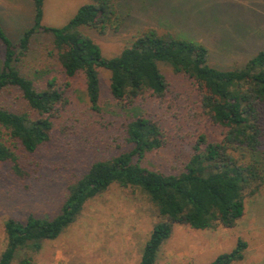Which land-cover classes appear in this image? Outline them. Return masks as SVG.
<instances>
[{
  "label": "rangeland",
  "instance_id": "rangeland-1",
  "mask_svg": "<svg viewBox=\"0 0 264 264\" xmlns=\"http://www.w3.org/2000/svg\"><path fill=\"white\" fill-rule=\"evenodd\" d=\"M88 2L45 0L42 24L63 27ZM117 9L121 19L107 34L82 29L107 58L119 55L139 33L150 28L204 44L209 49L210 66L223 70L241 67L264 51V0H120ZM34 17L35 0H0V22L13 42L17 43L33 25ZM4 57L5 46L0 41V71ZM18 66L40 90L56 78L67 102L55 120L51 141L28 156L19 150L26 160L40 165L38 173L20 180L12 173L11 164L0 162V254L7 245L4 223L8 218L24 220L29 214L54 218L60 213L72 180L84 174L93 162L128 150L126 125L132 118L144 115L161 122L165 143L148 153L143 162L164 173L179 174L186 169L200 134L210 140L222 138V127L212 125L200 108L194 80L174 73L165 64L160 68L169 90L163 102L148 99L130 110L122 109L112 97L110 72L98 69L99 113L90 107L84 73L68 78L63 72L51 35H35ZM24 105L17 88L0 93V107L14 110ZM261 152L264 155V137ZM263 191L264 187L259 194ZM259 194L245 198L251 228L264 219L250 213L256 203L264 202V196L257 198ZM160 220L140 189L114 184L88 201L77 221L58 239L46 241L39 252L20 251L12 264H23L25 259L29 264H139ZM242 234L240 226L196 230L176 225L161 246L156 264H210L220 254L230 253L239 238L256 243ZM259 244L263 247L256 263L264 260V245L262 241Z\"/></svg>",
  "mask_w": 264,
  "mask_h": 264
},
{
  "label": "trees",
  "instance_id": "trees-1",
  "mask_svg": "<svg viewBox=\"0 0 264 264\" xmlns=\"http://www.w3.org/2000/svg\"><path fill=\"white\" fill-rule=\"evenodd\" d=\"M120 0H89L63 27L42 24L45 0H35L33 25L15 43L0 22V41L5 46L0 71V93L17 88L24 107H0V162L11 164L15 177L25 180L40 171L34 160H26L48 144L55 120L66 104L56 78L40 90L24 76L18 64L30 50L37 34L51 35L63 72L68 78L84 73L90 107L101 112V79L98 69L110 72V92L122 109L130 110L148 99L162 103L169 83L160 65L194 80L202 112L212 125L222 127V138L197 137L193 155L179 174L164 173L144 165L148 153L165 143L161 122L140 115L126 125L128 150L113 158L93 162L71 181L60 213L54 218L29 214L24 220L8 218L4 223L6 248L0 264H12L20 251L39 252L46 241L58 239L81 215L85 204L112 185L140 189L156 208L161 220L147 241L139 264H156L163 243L176 225L196 230L219 225L233 229L245 215L246 196H256L264 187V51L241 67L223 70L209 64V49L196 41L154 28L139 33L122 52L112 58L83 28L107 34L119 23ZM5 136V138H2ZM248 243L238 239L230 253L220 254L210 264L243 262ZM29 264V260H23ZM192 264V263H187Z\"/></svg>",
  "mask_w": 264,
  "mask_h": 264
},
{
  "label": "crops",
  "instance_id": "crops-1",
  "mask_svg": "<svg viewBox=\"0 0 264 264\" xmlns=\"http://www.w3.org/2000/svg\"><path fill=\"white\" fill-rule=\"evenodd\" d=\"M264 196L263 193H260L257 198H260ZM256 207H252L250 210V213H254L255 215H260L264 217V202L256 203ZM247 208H245V215L239 220L237 227H241L242 229V235H246L245 237H249V239H253L256 243L251 244L250 240L246 241L248 243V248L245 251V258L243 262L245 264H264L263 258L259 260L260 263L257 262V258L261 254V249L263 246L259 244L260 241H262L264 245V219L262 222L258 224V226H255L254 228H251V220L247 215ZM260 211V212H257ZM262 212V213H261ZM244 264V263H243Z\"/></svg>",
  "mask_w": 264,
  "mask_h": 264
}]
</instances>
